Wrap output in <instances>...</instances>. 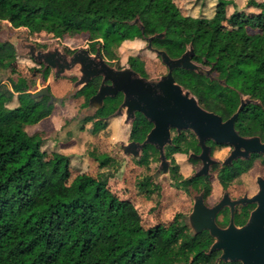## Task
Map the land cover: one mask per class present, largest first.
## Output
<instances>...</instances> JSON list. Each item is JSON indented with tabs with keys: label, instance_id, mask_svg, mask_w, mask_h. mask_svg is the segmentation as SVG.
I'll use <instances>...</instances> for the list:
<instances>
[{
	"label": "trees",
	"instance_id": "trees-1",
	"mask_svg": "<svg viewBox=\"0 0 264 264\" xmlns=\"http://www.w3.org/2000/svg\"><path fill=\"white\" fill-rule=\"evenodd\" d=\"M93 1L0 0V21L12 28L45 30L56 38L87 34L88 50L93 53L98 48L110 64L117 60L116 48L138 31L137 26L109 19L105 11L92 6ZM230 3L216 0L210 17L183 15L174 0H137L133 10L144 39L163 32L151 39L153 48L171 58L180 56L189 43L200 48L202 56L194 52L193 59L209 67L213 77L182 68L172 74L205 108L225 119L235 111L241 94L254 99L238 112L235 128L264 141V1L248 0L258 11L247 19L236 10L227 14ZM224 21L238 24L236 36L224 32ZM15 59L12 44L0 41V264H215L218 251L208 252L212 237L205 230L191 232L180 213L166 226H142L133 203L108 188L107 171L115 162L107 152L94 154L101 169L97 176L72 177L68 156L42 155L43 131L28 129L50 115L53 105L48 104V96L34 98L10 77ZM128 61L143 75L137 57ZM97 84L98 78H92L76 92L85 97L84 105ZM120 99V94L107 97L94 115L83 117L79 130L92 120L98 128L106 127L105 118ZM150 127L138 113L130 138L142 141ZM189 149L197 150L193 134H180L165 148L172 184L189 194L205 185L208 193L203 176L185 178L172 158V153ZM156 155L146 144L136 160L145 171L136 178L135 187L147 199L160 194L149 173ZM243 168H227L225 173L234 176Z\"/></svg>",
	"mask_w": 264,
	"mask_h": 264
},
{
	"label": "rangeland",
	"instance_id": "rangeland-1",
	"mask_svg": "<svg viewBox=\"0 0 264 264\" xmlns=\"http://www.w3.org/2000/svg\"><path fill=\"white\" fill-rule=\"evenodd\" d=\"M227 14L234 10L243 12L245 19L258 9L248 4V0H229ZM257 2L264 0H254ZM181 14L191 16L210 17L216 0H174ZM92 6L105 11L109 19L126 21L136 26L134 22L138 18L134 12L137 0H94ZM133 31L130 39H126L116 48L117 60H112L111 65L119 67H130L128 57H137L139 68L143 75L151 80L158 79L167 71L166 66L160 58L151 50L147 49L146 39L141 36V31ZM223 30L227 35L238 34V24L223 22ZM250 31V30H249ZM0 41H8L12 44L16 59L13 63L15 72H10V77L26 91L34 93L41 86L47 85L49 92L59 98V101H52L53 109L50 115L42 119L35 126L30 127L31 131H43L44 143L40 152L47 159H53L58 155L69 157V166L72 177L77 173H87L97 176L101 171L99 163L94 158L97 152L105 151L114 159V167L107 172L108 188L119 198L129 199L137 210L140 223L144 227L152 224L168 225L176 213H180L187 221L193 204V198L183 189L175 188L172 184L169 171L162 172L159 169V161L153 159L149 164V173L155 184L160 188L158 198L147 199L137 193L135 187L136 178L145 171L144 166L139 165L130 154H124L119 148V143H127L131 129V122L125 121L124 115L112 114L106 117L107 126L98 128L94 120L86 123L84 129L79 130L83 117L94 115V107L82 105L83 97H77L76 92L81 86H75L79 72L76 67L65 71L57 76L53 69L47 67V77L44 75L43 64L36 62L28 53L27 44H34L36 49L46 50L57 47L61 52L70 55L67 50L74 51L78 48H88L89 40L87 34H80L74 37L56 38L45 30L29 31L27 28H12L7 21H0ZM195 54L202 56L200 48L192 45ZM202 73H210L209 67L198 64ZM8 73V72H7ZM42 75L44 79H42ZM244 97V96H243ZM246 98V96L244 97ZM229 151L228 147L215 150L219 166ZM175 163L179 166L180 173L184 177H190L198 163H191L186 154L177 155ZM218 166V167H219ZM213 169L211 174H215ZM264 172L260 166L244 175V183L252 190V178L257 173ZM214 178V177H213ZM212 196L217 198L219 190L215 179H213ZM215 264H223L216 260Z\"/></svg>",
	"mask_w": 264,
	"mask_h": 264
},
{
	"label": "water",
	"instance_id": "water-1",
	"mask_svg": "<svg viewBox=\"0 0 264 264\" xmlns=\"http://www.w3.org/2000/svg\"><path fill=\"white\" fill-rule=\"evenodd\" d=\"M134 22L142 33L143 26L139 19L136 18ZM162 34L163 32L146 37L147 49L159 56L167 68L166 73L156 80L139 75L129 66L116 68L110 65L98 48L93 54L89 53L87 48H78L67 55L57 47L40 50L31 43L26 47L29 55L36 62L42 63L43 69L47 67L53 69L55 76L76 67L79 72L75 81L76 87H82L91 78L100 76L101 83L96 92L89 97L87 105L93 106L95 111L103 105L106 97H113L121 92L122 102L113 114L124 115L125 121L132 122L135 114L141 113L152 127L141 142L119 143V148L124 154L139 158L144 146L152 145L159 152L160 167L164 172L168 171L169 166L164 154V146L171 143V129L177 132L189 129L195 134L201 147V153L196 156L202 160V167L195 175L207 173L209 165L213 162L208 155L209 147L205 145L206 139L231 145L233 149L227 160L237 156H248L250 152L264 154V143L258 136H241L234 128V119L238 111L251 100L240 96L236 111L225 120H222L218 114L203 109L196 97L177 83L172 75L175 68L202 73L199 65L191 60L194 55L193 47L189 43L180 56L171 58L164 50L151 46V39ZM205 74L209 76L208 72ZM42 79L45 80L43 75ZM44 95L48 96V104L54 100L59 101V98L49 92L47 85L31 93L34 98ZM193 199L186 223L193 233L203 230L209 233L212 242L208 252L220 251L216 260L223 263L264 264V186L260 185L258 193L251 199L256 200L257 206L242 226H236L230 221L227 226L219 227L215 222V214L222 206V202L208 207L203 202L202 192L194 195Z\"/></svg>",
	"mask_w": 264,
	"mask_h": 264
},
{
	"label": "flooded vegetation",
	"instance_id": "flooded-vegetation-1",
	"mask_svg": "<svg viewBox=\"0 0 264 264\" xmlns=\"http://www.w3.org/2000/svg\"><path fill=\"white\" fill-rule=\"evenodd\" d=\"M147 42V40H146ZM88 49V48H87ZM194 51V50H193ZM89 53L93 54L92 52L89 51ZM194 56V55H193ZM193 56L191 57V60L195 63V64H202L201 62L197 61V60H194L193 59ZM159 57V56H158ZM111 65V64H110ZM203 65V64H202ZM131 67V66H130ZM119 68H122V67H119ZM134 70V69H133ZM137 72V71H136ZM139 75L141 76H144L142 74H140L139 72H137ZM203 75V73H200ZM205 74V73H204ZM173 75V74H172ZM206 75V74H205ZM146 77V76H144ZM211 77V76H210ZM95 78V77H94ZM98 78V84H97V88L96 90L98 89L100 83H101V77L100 76H97ZM147 78V77H146ZM92 79V78H91ZM149 79V78H148ZM151 80V79H150ZM90 81V80H89ZM176 81V80H175ZM105 83H109V81H105ZM178 83V82H177ZM181 85V84H180ZM184 88V87H183ZM49 89V88H48ZM186 89V88H184ZM95 90V92H96ZM188 90V89H187ZM190 91V90H189ZM94 92V93H95ZM191 92V91H190ZM93 93V94H94ZM120 94L121 95V99L117 105V107L119 106V104L122 102V93L121 92H118L116 93V95ZM191 94H193L191 92ZM115 95V96H116ZM194 95V94H193ZM82 96L83 97V102H82V105H84V102H85V97L83 95H77V97H80ZM195 96V95H194ZM241 96H246L249 100H251V102L249 103H246L243 107H245L246 105L250 104V103H254L255 100L250 98L248 95H243L241 94ZM114 97V96H113ZM196 97V96H195ZM107 98V97H106ZM105 98V99H106ZM89 99V98H88ZM104 99V100H105ZM197 99V97H196ZM198 101V99H197ZM104 102V101H103ZM199 103V101H198ZM86 105H88V100H87V103ZM199 105L201 107H203V109L205 110H208L207 108H205L203 105H201L199 103ZM239 106V104H238ZM237 106V107H238ZM102 107V106H101ZM116 107V109H117ZM236 107V109H237ZM242 107V108H243ZM241 108V109H242ZM115 109V111H116ZM235 109V111H236ZM240 109V110H241ZM239 110V111H240ZM115 111H113L111 114H109L107 117H110ZM208 111H211V110H208ZM234 111V112H235ZM238 111V112H239ZM213 112V111H212ZM233 112V113H234ZM215 113V112H214ZM232 113V114H233ZM138 113H136L135 115L137 116ZM141 114V113H139ZM218 114V113H216ZM231 114V115H232ZM142 115V114H141ZM219 115V114H218ZM230 115V116H231ZM135 116V118H136ZM143 116V115H142ZM221 116V115H219ZM229 116V117H230ZM144 117V116H143ZM145 118V117H144ZM222 118V117H221ZM228 118V117H227ZM225 118V119H227ZM236 118V117H235ZM146 119V118H145ZM222 118V120H225ZM135 120V119H134ZM133 120V121H134ZM147 120V119H146ZM133 121L131 122V127H132V123ZM150 123V122H149ZM151 124V123H150ZM151 127H152V124H151ZM150 127V128H151ZM234 128H235V119H234ZM150 130V129H149ZM148 130V131H149ZM235 130L239 133V131L235 128ZM131 131V129H130ZM170 133H171V143L167 144L164 146V154H165V148L166 146L168 145H172L173 144V139L175 137H177L178 135L180 134H184V135H188L189 134H193L194 138H195V144H196V147H197V150L194 151V150H191L189 149L187 151V153H182V152H174L172 153V158L175 162V157L177 155H182V154H186V156H188V159L190 160L191 163H198L197 167L194 168L193 172H192V176H203V180L205 183H207L209 185V192L206 193V190H205V185H203V190L201 189L199 192H202L203 193V202L206 206L208 207H211V206H214L216 205L217 203L219 202H222V206L219 208V210L216 212L215 214V222L216 224L219 226V227H225L227 226L230 221H232L236 226H242L243 224H245V222L247 221L251 211L257 206V202L256 200H251L253 199V197L258 193L259 189H260V185L264 186V172L262 173H257L253 176L252 178V185H250V187H252V190H249V186H247L245 183H244V175H246L247 173H250L252 170H254L255 166H261L264 170V154L263 153H257V152H250L248 154V156H237L236 158H231L229 160L228 157L233 149V147L229 144H219V143H215L213 142L212 140L210 139H206L205 140V145H207L209 147V150H208V155L209 157L213 160V162L209 165V168H208V172L207 173H204L203 175H195V173L202 167V160L199 159L196 155H199L201 153V147L198 145V140L195 136V134L189 130V129H184V130H181L180 132H177L175 129H171L170 130ZM146 135V134H145ZM239 135L241 136H245V137H251V136H258V135H242L239 133ZM145 137V136H144ZM259 137V136H258ZM129 141H136V140H132L130 138V133H129ZM144 139V138H143ZM260 141L262 143H264V141L259 137ZM138 142H141V141H138ZM224 147H228L229 148V151L227 153V155L223 158V160L221 161L220 163V166H219V161L217 159H215L216 157V153H215V150L217 148H224ZM156 152H157V155H156V159L159 161V169L164 172L162 170V168L160 167V160H159V152L158 150L153 147ZM142 153V152H141ZM166 157V155H165ZM166 159L168 160L169 162V166H168V171H169V168H170V159L166 157ZM219 166V167H218ZM235 167H245L243 169H241L239 172H236V174L234 176H231L230 174H226L225 173V170L227 168H235ZM213 169L216 170L214 176L213 174H211V171H213ZM180 171V170H179ZM214 177V178H213ZM185 178H189V177H185ZM213 179H215L216 181V184H217V187H218V190H219V196L215 199L213 198V194H212V189H213ZM199 192L197 193H190V195L193 196L198 194ZM194 200V199H193ZM206 231V230H205ZM209 234V233H208ZM218 251V250H216ZM220 254V251H218V256ZM217 256V257H218ZM223 263V262H222ZM239 263V262H238ZM224 264V263H223ZM240 264V263H239Z\"/></svg>",
	"mask_w": 264,
	"mask_h": 264
}]
</instances>
